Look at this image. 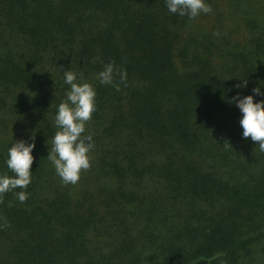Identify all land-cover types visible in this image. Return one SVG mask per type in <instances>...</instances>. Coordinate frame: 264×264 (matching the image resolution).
Wrapping results in <instances>:
<instances>
[{"label":"trees","instance_id":"obj_1","mask_svg":"<svg viewBox=\"0 0 264 264\" xmlns=\"http://www.w3.org/2000/svg\"><path fill=\"white\" fill-rule=\"evenodd\" d=\"M207 3L190 19L166 0H0V174L11 140L35 139L27 199L0 194V264H242L264 238V152L229 102L264 80V0ZM66 69L96 89L75 184L46 157Z\"/></svg>","mask_w":264,"mask_h":264},{"label":"clouds","instance_id":"obj_2","mask_svg":"<svg viewBox=\"0 0 264 264\" xmlns=\"http://www.w3.org/2000/svg\"><path fill=\"white\" fill-rule=\"evenodd\" d=\"M169 12L188 18H195L201 12H211V5L207 0H166ZM116 68L112 62L104 65L99 71L97 79L101 84H112ZM120 79L126 77V72L120 70ZM64 83L69 86L65 99L56 109L54 125L56 130L51 134V148H48L47 159L55 168L56 174L65 184L78 182L82 170L90 167L89 153L94 147L91 134L85 135L86 123L91 119L96 110V89L85 81L82 75L70 69L63 70ZM258 80L250 94L236 96L230 99V103L239 109V125L242 129L241 136L250 139L259 150L264 152V91ZM247 79L235 85L236 88L247 87ZM26 139L11 140L7 147V156L4 161L12 175L0 174V194L13 189H21L15 193L17 199L23 203L28 196L24 191L32 179L31 165L33 163V150L35 148L34 134Z\"/></svg>","mask_w":264,"mask_h":264},{"label":"rangeland","instance_id":"obj_3","mask_svg":"<svg viewBox=\"0 0 264 264\" xmlns=\"http://www.w3.org/2000/svg\"><path fill=\"white\" fill-rule=\"evenodd\" d=\"M175 210L172 211L174 213ZM161 228L160 226L155 228V231ZM165 238H161L164 240ZM185 248V246H184ZM185 250V249H184ZM242 254L245 256L242 258V264H264V238H258L254 243L250 244L248 250H243ZM211 259L202 264H210ZM189 264H196V262H190ZM224 264H231L230 262H224Z\"/></svg>","mask_w":264,"mask_h":264}]
</instances>
